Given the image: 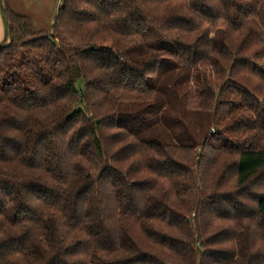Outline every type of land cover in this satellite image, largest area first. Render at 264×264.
I'll return each mask as SVG.
<instances>
[{
  "label": "trees",
  "instance_id": "trees-1",
  "mask_svg": "<svg viewBox=\"0 0 264 264\" xmlns=\"http://www.w3.org/2000/svg\"><path fill=\"white\" fill-rule=\"evenodd\" d=\"M4 5L0 264H264V0Z\"/></svg>",
  "mask_w": 264,
  "mask_h": 264
},
{
  "label": "crops",
  "instance_id": "crops-1",
  "mask_svg": "<svg viewBox=\"0 0 264 264\" xmlns=\"http://www.w3.org/2000/svg\"><path fill=\"white\" fill-rule=\"evenodd\" d=\"M12 11L29 17L36 32H48L52 29L58 8L63 0H4ZM7 22L0 0V44L7 35Z\"/></svg>",
  "mask_w": 264,
  "mask_h": 264
},
{
  "label": "water",
  "instance_id": "water-1",
  "mask_svg": "<svg viewBox=\"0 0 264 264\" xmlns=\"http://www.w3.org/2000/svg\"><path fill=\"white\" fill-rule=\"evenodd\" d=\"M1 3H2V8H3L4 15H5V19H6V22H7V25H8V29H9V42H10L13 39L11 23L9 22V18H8L6 9H5L4 0H1Z\"/></svg>",
  "mask_w": 264,
  "mask_h": 264
}]
</instances>
